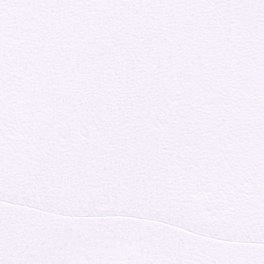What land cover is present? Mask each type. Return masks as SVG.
Masks as SVG:
<instances>
[{
  "label": "snow or ice",
  "instance_id": "6c2138e0",
  "mask_svg": "<svg viewBox=\"0 0 264 264\" xmlns=\"http://www.w3.org/2000/svg\"><path fill=\"white\" fill-rule=\"evenodd\" d=\"M0 264H264V0H0Z\"/></svg>",
  "mask_w": 264,
  "mask_h": 264
}]
</instances>
